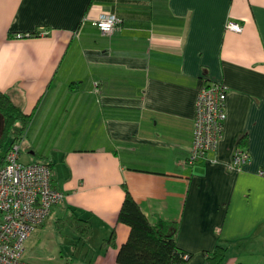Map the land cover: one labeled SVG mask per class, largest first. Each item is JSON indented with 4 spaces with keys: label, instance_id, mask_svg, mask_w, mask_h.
I'll return each mask as SVG.
<instances>
[{
    "label": "crops",
    "instance_id": "obj_1",
    "mask_svg": "<svg viewBox=\"0 0 264 264\" xmlns=\"http://www.w3.org/2000/svg\"><path fill=\"white\" fill-rule=\"evenodd\" d=\"M99 14L121 27L102 33ZM213 80L228 87L224 134L190 164L196 97ZM0 90L30 116L22 148L64 194L29 262L119 264L126 185L151 221L179 224L186 264L216 243L224 264H264V0H0ZM243 135L249 161L234 170ZM72 208L87 240L56 227ZM112 228L116 246H102Z\"/></svg>",
    "mask_w": 264,
    "mask_h": 264
},
{
    "label": "built area",
    "instance_id": "obj_2",
    "mask_svg": "<svg viewBox=\"0 0 264 264\" xmlns=\"http://www.w3.org/2000/svg\"><path fill=\"white\" fill-rule=\"evenodd\" d=\"M95 24L102 33L111 34L122 25L114 14H99ZM226 28L240 32L242 25L232 19ZM228 87L221 81L206 82L196 97L193 139L188 163L207 159L223 137ZM22 138L7 148L0 167V264H33L26 260V243L60 203L64 194L52 184V169L44 162L20 160ZM249 161L248 151L236 147L230 167L242 169ZM264 175V170L259 171Z\"/></svg>",
    "mask_w": 264,
    "mask_h": 264
},
{
    "label": "trees",
    "instance_id": "obj_3",
    "mask_svg": "<svg viewBox=\"0 0 264 264\" xmlns=\"http://www.w3.org/2000/svg\"><path fill=\"white\" fill-rule=\"evenodd\" d=\"M38 31L30 33L37 35ZM12 34L10 33L9 36ZM0 113L4 117V128L0 136V167L5 162L7 148L26 131L30 116L24 113L6 92L0 90ZM245 135L238 140V145L246 146ZM238 146V147H239ZM43 162V161H40ZM47 163L49 166L51 164ZM124 188V198L117 214V221L128 225L129 234L117 251L119 264H186L191 253L177 244L178 223L157 217L151 221L141 210L131 192ZM56 227L63 232L70 229L81 239L87 240L92 234L89 218L82 217L72 208L70 213L56 220ZM116 246L115 231L112 228L102 246ZM228 251L227 243H216L211 250L204 252L203 264H224Z\"/></svg>",
    "mask_w": 264,
    "mask_h": 264
},
{
    "label": "rangeland",
    "instance_id": "obj_4",
    "mask_svg": "<svg viewBox=\"0 0 264 264\" xmlns=\"http://www.w3.org/2000/svg\"><path fill=\"white\" fill-rule=\"evenodd\" d=\"M32 158L33 157L28 153V150L26 148H21L20 160H22V161H30V160H32Z\"/></svg>",
    "mask_w": 264,
    "mask_h": 264
},
{
    "label": "water",
    "instance_id": "obj_5",
    "mask_svg": "<svg viewBox=\"0 0 264 264\" xmlns=\"http://www.w3.org/2000/svg\"><path fill=\"white\" fill-rule=\"evenodd\" d=\"M3 128H4V117L3 115L0 113V136H1V133L3 131Z\"/></svg>",
    "mask_w": 264,
    "mask_h": 264
}]
</instances>
